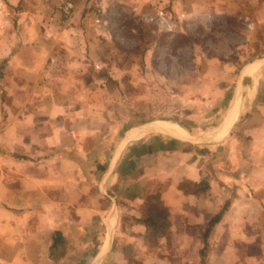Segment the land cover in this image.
<instances>
[{"label":"crops","instance_id":"crops-1","mask_svg":"<svg viewBox=\"0 0 264 264\" xmlns=\"http://www.w3.org/2000/svg\"><path fill=\"white\" fill-rule=\"evenodd\" d=\"M48 2L0 0V264H264V58L202 96L222 105L210 127L119 122L87 18L48 20ZM150 192L168 213L156 238Z\"/></svg>","mask_w":264,"mask_h":264},{"label":"rangeland","instance_id":"rangeland-1","mask_svg":"<svg viewBox=\"0 0 264 264\" xmlns=\"http://www.w3.org/2000/svg\"><path fill=\"white\" fill-rule=\"evenodd\" d=\"M29 1L43 9L44 0ZM72 1L75 13L87 18L84 41L101 66L95 75L117 95L110 103L119 122L210 127L222 105L204 103L202 96L225 89L245 64L264 58V0ZM61 2L49 0L48 20L65 22ZM2 69L0 62V80Z\"/></svg>","mask_w":264,"mask_h":264},{"label":"trees","instance_id":"trees-1","mask_svg":"<svg viewBox=\"0 0 264 264\" xmlns=\"http://www.w3.org/2000/svg\"><path fill=\"white\" fill-rule=\"evenodd\" d=\"M201 184V183H200ZM201 184L202 189L201 190H207L208 186ZM227 204L225 203L223 209L221 212L213 216L209 222L208 226L205 229L203 233V249L200 252V255L203 256L206 252V248L208 247L207 238L212 230V228L220 221V218L222 216V212L224 209H226ZM143 213L144 217L142 221L145 223L149 236L152 238H156L158 236H161L165 234V231L167 230V209L163 206L160 195L154 192L147 193L145 195L144 200V207H143ZM64 239L61 237L59 233H55L53 236V243L50 247V251L52 254V251L57 250L58 247L63 246ZM52 256V255H51Z\"/></svg>","mask_w":264,"mask_h":264},{"label":"built area","instance_id":"built-area-1","mask_svg":"<svg viewBox=\"0 0 264 264\" xmlns=\"http://www.w3.org/2000/svg\"><path fill=\"white\" fill-rule=\"evenodd\" d=\"M57 10L61 13L64 21H69L75 13V5L72 0H62L61 4L57 7ZM100 19H95V24H99Z\"/></svg>","mask_w":264,"mask_h":264},{"label":"bare ground","instance_id":"bare-ground-1","mask_svg":"<svg viewBox=\"0 0 264 264\" xmlns=\"http://www.w3.org/2000/svg\"><path fill=\"white\" fill-rule=\"evenodd\" d=\"M156 126H157V125H156ZM156 126H155V127H156ZM157 127L161 128V129L164 130V131H169L167 128L160 127V126H157ZM161 129H160V130H161ZM170 129H171L172 131H174V132L182 133V132L179 130V128H177L176 126L170 127ZM183 136H184V135H183Z\"/></svg>","mask_w":264,"mask_h":264}]
</instances>
